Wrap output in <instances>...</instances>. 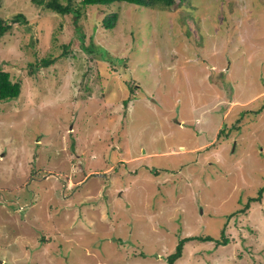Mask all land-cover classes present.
I'll return each mask as SVG.
<instances>
[{
  "label": "rangeland",
  "instance_id": "rangeland-1",
  "mask_svg": "<svg viewBox=\"0 0 264 264\" xmlns=\"http://www.w3.org/2000/svg\"><path fill=\"white\" fill-rule=\"evenodd\" d=\"M59 2L77 22L0 0L26 21L0 37V264H166L222 230L174 264H264V190L230 217L264 186V0Z\"/></svg>",
  "mask_w": 264,
  "mask_h": 264
},
{
  "label": "trees",
  "instance_id": "trees-1",
  "mask_svg": "<svg viewBox=\"0 0 264 264\" xmlns=\"http://www.w3.org/2000/svg\"><path fill=\"white\" fill-rule=\"evenodd\" d=\"M179 4L184 5H190L192 3V0H177ZM30 2L38 7H42L43 9H46L51 12H56L61 15L71 14L73 17V23L77 22V18L80 17V11L71 6V4H61L59 0H30ZM127 3L134 6H140V7H146L149 8V10H153L155 8H161V9H167L169 10L175 3L176 0H79V4L83 9L85 7L89 6H109L114 3ZM117 21V16L115 14H107L104 19H102L101 23L102 26L107 28H112ZM25 18L22 14H17L13 16L9 21H2L0 19V37L7 33L11 29V25L14 23H25ZM84 39V38H83ZM82 39V40H83ZM80 40V41H82ZM63 53V55H65ZM105 57H110L108 52L104 53ZM52 63V59H41L40 63L38 64V67H47ZM31 70L29 71L32 73L33 69H37L36 67H33L30 65ZM130 81L133 82L131 79ZM128 80L124 79L123 83L125 85H128ZM130 87V85H129ZM130 91V89H129ZM20 93V83L19 82H12L10 80V75L6 71L0 70V101H7L9 99H15L19 96ZM135 95L130 93L129 96H127L126 99L122 101L123 107H126L127 104L131 101V98H133ZM264 190V186L261 187L258 191V194L256 197H248L247 201L245 203V206L240 209L239 211H236L230 215L234 216L237 212H245V210L248 208L249 204L252 202H259L261 201L262 193ZM220 237L222 240L212 238L210 236H188L185 238H182L178 241L177 245L175 246V249L172 254H169L166 256V264H174V262L181 256L183 251V246L185 242H188L190 240H198L201 242H214L216 245L220 244H226L228 242V239L225 237L224 232L222 230Z\"/></svg>",
  "mask_w": 264,
  "mask_h": 264
}]
</instances>
